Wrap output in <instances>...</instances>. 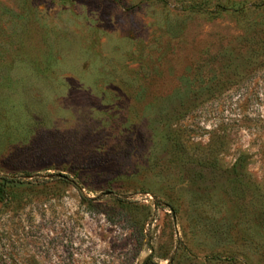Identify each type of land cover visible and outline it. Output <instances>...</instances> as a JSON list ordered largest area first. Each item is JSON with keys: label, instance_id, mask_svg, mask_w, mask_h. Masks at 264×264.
<instances>
[{"label": "rangeland", "instance_id": "rangeland-1", "mask_svg": "<svg viewBox=\"0 0 264 264\" xmlns=\"http://www.w3.org/2000/svg\"><path fill=\"white\" fill-rule=\"evenodd\" d=\"M0 264H264V0H0Z\"/></svg>", "mask_w": 264, "mask_h": 264}, {"label": "water", "instance_id": "water-1", "mask_svg": "<svg viewBox=\"0 0 264 264\" xmlns=\"http://www.w3.org/2000/svg\"><path fill=\"white\" fill-rule=\"evenodd\" d=\"M110 192L109 191H107V192H105L104 194H109Z\"/></svg>", "mask_w": 264, "mask_h": 264}]
</instances>
